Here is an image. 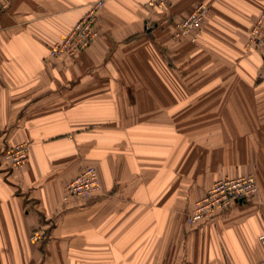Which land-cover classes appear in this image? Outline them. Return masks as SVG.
Instances as JSON below:
<instances>
[{
    "label": "crops",
    "instance_id": "1",
    "mask_svg": "<svg viewBox=\"0 0 264 264\" xmlns=\"http://www.w3.org/2000/svg\"><path fill=\"white\" fill-rule=\"evenodd\" d=\"M96 1L0 0V264H264V76L247 42L264 0H101L97 38L53 58ZM197 3L200 27L176 37ZM87 166L99 192L67 198ZM248 174L255 196L186 222L216 179Z\"/></svg>",
    "mask_w": 264,
    "mask_h": 264
},
{
    "label": "built area",
    "instance_id": "2",
    "mask_svg": "<svg viewBox=\"0 0 264 264\" xmlns=\"http://www.w3.org/2000/svg\"><path fill=\"white\" fill-rule=\"evenodd\" d=\"M169 0H147V6L152 10H162ZM103 5L101 0L92 4L87 13L81 17L66 36L55 42L50 48V55L60 60H73L75 55L83 51L97 38L96 17ZM209 9L206 4L197 3L195 8L183 16L176 24L175 36L184 38L197 31ZM247 42L260 51L261 66L259 77L264 76V13L262 12L248 31ZM27 143H18L7 148L3 154L4 159L11 168L21 167L27 160ZM96 169L92 166L84 167L74 176L65 187V196L68 198H88L99 192L100 184ZM257 193V184L252 174L236 177H223L208 188L203 196L194 204L186 214V222L190 225L211 220L224 212L232 204L252 198ZM40 231H34L30 238L38 240ZM264 237V235L262 236Z\"/></svg>",
    "mask_w": 264,
    "mask_h": 264
}]
</instances>
